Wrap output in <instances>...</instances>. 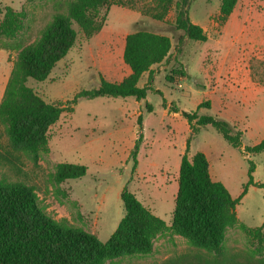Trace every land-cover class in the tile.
<instances>
[{
	"label": "rangeland",
	"instance_id": "rangeland-1",
	"mask_svg": "<svg viewBox=\"0 0 264 264\" xmlns=\"http://www.w3.org/2000/svg\"><path fill=\"white\" fill-rule=\"evenodd\" d=\"M116 1L120 3L102 10L105 24L93 36L85 37L74 23L78 31L75 44L45 79L28 77L27 84L46 101L64 104L78 91L98 86L102 71L112 66L108 59H113L115 64L121 61L126 33L138 28L166 33L172 38L173 46L169 57L161 63L164 66L159 69L161 72L155 77L151 75V83L159 89L152 85L154 88L147 98L141 100V128L137 122L140 113H136V98L132 96L79 97L73 110L63 112L50 127L48 146L37 158L25 149L12 151L0 126V153L13 155L11 161L0 157V177L5 175L34 186L52 217L66 218L73 226L95 234L102 241L110 237L125 214L120 196L125 185L171 224L181 154L187 140L189 155L198 150L205 152L213 179L221 181L234 198L242 193L249 180L251 161L255 163L254 179L264 182V151L251 154L243 149L246 144L264 139V126L257 121L264 114V0H238L223 24L219 20L221 0H189L188 15L207 32L206 41L189 39L175 28L177 0L164 19L154 17L162 10L156 0ZM68 2L0 0V17L6 6L25 11L23 28L11 38L0 36V45H9L8 49H0V101L4 82L12 70L9 59L16 58L18 50L38 36L55 11L66 12ZM173 68L186 70L187 76L168 81L166 75ZM232 75L237 78L234 84H243L242 76L247 75L256 87L251 111L248 104L241 108L251 112L252 122L242 129L240 148L228 142L212 125L193 130L182 113L172 115L176 107L192 111L204 100L214 101L211 87L217 79ZM148 80V74L144 73L139 84L144 85ZM147 101L152 110L147 108ZM167 101L171 114L164 111ZM209 108L200 107L199 114L217 112L215 105ZM140 133L142 142L134 168L131 152ZM64 161L87 165L86 174L56 182L51 173ZM236 213L238 223L227 229L223 253L218 257L193 246L185 236L166 230L154 240L152 252L120 256L105 264H158L185 254L212 258L220 264H241L260 257L256 252L258 240L252 233L264 225V188L249 185L236 205Z\"/></svg>",
	"mask_w": 264,
	"mask_h": 264
},
{
	"label": "trees",
	"instance_id": "trees-1",
	"mask_svg": "<svg viewBox=\"0 0 264 264\" xmlns=\"http://www.w3.org/2000/svg\"><path fill=\"white\" fill-rule=\"evenodd\" d=\"M162 10L154 15L164 19L174 0H156ZM189 0L176 1L174 26L189 39L206 41L207 32L193 22L187 12ZM238 0H221L220 23L223 24L233 12ZM116 0H69L66 12L55 11L38 36L23 45L17 52L13 67L0 101V126L7 134L12 151L25 149L37 158L39 152L48 146L49 129L63 112L72 111L73 105L81 96L86 97H128L145 99L153 89L152 76L145 85L139 79L153 65L161 64L173 46L172 38L166 34L146 28H138L127 33L123 59L131 68V73L121 81L100 78L98 86L82 89L64 104L46 101L27 84L28 77L45 79L51 70L75 44L78 31L76 23L85 37L98 33L105 24L103 9ZM0 17V36L11 38L24 25V10L6 6ZM182 37L179 38L181 42ZM8 49L9 45H0ZM187 76L182 68H173L166 75L168 81ZM210 100L202 101L196 110H183L193 130L200 126L212 125L235 147L242 146L243 131L236 129L226 119L212 115L199 114L202 106L210 107ZM149 110L152 106L146 102ZM179 108L176 107L175 111ZM143 116L138 115L139 128ZM196 124V126L193 124ZM142 134L134 144L131 155L134 168ZM244 151L255 154L264 151V139L256 144H246ZM11 161L13 155L0 153V157ZM87 165L74 162H60L51 173L52 179L61 182L69 178L83 176ZM255 163L251 161L249 180L242 193L234 198L228 188L219 180L213 179L209 159L205 152L198 150L189 155V140L181 154L178 190L175 197L173 218L168 225L155 214L125 185L120 193L125 214L106 241L95 234L77 228L66 218L52 217L43 205L34 186L21 180L0 177V264H105L107 260L125 255L148 254L152 252L154 240L158 235L170 230L185 236L195 247L218 257L223 253L227 229L238 223L236 205L246 193L249 185L264 188V182L253 176ZM264 225L253 230L258 240L256 252L260 257L242 261L241 264H264ZM219 260L200 255L185 254L167 259L158 264H218ZM220 264V263H219Z\"/></svg>",
	"mask_w": 264,
	"mask_h": 264
},
{
	"label": "crops",
	"instance_id": "crops-1",
	"mask_svg": "<svg viewBox=\"0 0 264 264\" xmlns=\"http://www.w3.org/2000/svg\"><path fill=\"white\" fill-rule=\"evenodd\" d=\"M126 35L127 33L123 36L122 39L121 61L115 64L113 59L112 60L108 59V64L109 62H111L112 66L111 67L108 66L105 70L102 71V77H104L107 80L121 81L124 79V77H126L131 73V68L129 67L128 64L125 63L123 59ZM14 59H15L14 57L11 60L9 59L10 63L12 64V67H13ZM163 67L164 66H162V64L153 65L151 71L145 73L148 74V77L150 73L153 77H155L157 73L161 72L159 71V69ZM9 75L6 77V81L4 82L5 86L9 78ZM242 77H243L242 80L243 84H234V82H237V78L236 75H232L231 77H226L225 79H217L216 80L217 82L210 89L211 95H215V96H214V101L210 100L211 104L209 109H212L214 105L217 108V112L213 113L212 115H216L218 117L226 119L232 125H234L236 129L239 130L245 129V125H247V123L252 122L250 111H251V105L254 103L253 95L256 90V87H254V83L249 80L247 75H244ZM152 85L154 86L153 82L151 83V86ZM155 89H159V88L155 87ZM141 100L135 99L134 101L137 104V111H136L137 114L141 113V105H142ZM168 101L166 106L164 107V111L166 114H171V112H169L170 107ZM244 104H248V109L250 111H243L241 109ZM178 108H179L178 111L175 110L172 111L173 116L182 113V111L184 110L181 107ZM257 121L261 126H264V114L258 117ZM186 143L187 142H185L184 146L186 145Z\"/></svg>",
	"mask_w": 264,
	"mask_h": 264
}]
</instances>
